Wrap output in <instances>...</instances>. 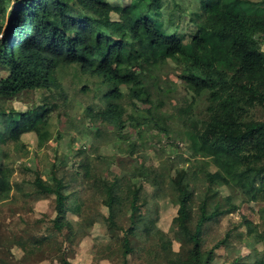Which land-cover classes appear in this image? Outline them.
Segmentation results:
<instances>
[{
  "label": "trees",
  "instance_id": "16d2710c",
  "mask_svg": "<svg viewBox=\"0 0 264 264\" xmlns=\"http://www.w3.org/2000/svg\"><path fill=\"white\" fill-rule=\"evenodd\" d=\"M164 1L0 0V99L53 88L66 93L94 77L98 86L82 84L77 104L96 133L101 127L117 132L127 120L158 131L150 139L157 153L177 140L186 143L188 160L179 153L147 165L131 155L128 176L100 175L95 188L109 225L119 227L114 217L121 208L128 213L116 240L123 264L133 251L165 238L151 216L145 181L153 197L176 205L178 249L156 256L164 264H215L216 249L229 244L232 232L204 248L208 223L246 201L264 211V0H188L170 10ZM167 67L177 71L184 94L171 87ZM64 71L69 86L58 79ZM88 94L90 100H81ZM173 94L177 102L170 113L164 106ZM56 105L42 97L25 111L0 113V143L15 152L0 148V203L10 199V174L4 171H12L10 155L14 159L23 150L21 135L34 132L38 145L45 144ZM161 135L170 143L156 147L154 138ZM82 152L79 172L87 180L93 168ZM62 164L53 163L46 176L29 168L36 193L53 196L59 230L70 227L83 207L58 172ZM243 224L249 253L239 252L230 264H264V218L258 224L244 218Z\"/></svg>",
  "mask_w": 264,
  "mask_h": 264
},
{
  "label": "rangeland",
  "instance_id": "374dc122",
  "mask_svg": "<svg viewBox=\"0 0 264 264\" xmlns=\"http://www.w3.org/2000/svg\"><path fill=\"white\" fill-rule=\"evenodd\" d=\"M119 1L126 4L130 0ZM9 3L12 5L13 1ZM175 3L189 5L188 0H166V10L174 8ZM262 47L264 49V46ZM167 71L171 87L184 94L183 81L177 76V71L169 67ZM68 76L69 73L64 71L59 74L58 79L62 78L69 86ZM97 80L94 77H86L84 82L80 81L79 86L73 88L70 85L66 93L53 88L50 91L21 94L11 100L0 99L2 114L10 110L18 112L30 109L42 97L47 98L49 104H57L49 113L47 128L50 136L45 144L38 145L34 132L24 133L20 137L23 150L12 159L15 153L12 151V145L0 143V148L12 152L8 162L12 171H4L6 174L9 170L10 174V199L0 203V264H61L63 260L72 264H123L124 260L116 240L121 236L118 228H125L128 223V213L125 208H121L114 217L115 222L119 224L118 228L107 223L108 210L102 203V195L95 188L99 176L104 175L108 180L114 175L128 176L125 174L133 167L132 161L129 160L131 155L138 158L139 162L143 157L147 165H159L160 160L168 157L173 159L179 153L189 159L188 146L181 140H177L165 152H155L154 143L150 139L159 134L158 131L148 129L145 125L139 128L135 122L125 120L124 127L117 132L101 127L98 128L100 132L96 133L92 122L81 118L82 108H79L77 100L81 98L78 88L87 84L89 88L95 89L98 86ZM88 95L81 100H90L91 94ZM176 96L173 94L167 97L164 109L170 113H174L172 106L177 102ZM62 97L66 98L65 102ZM183 103L185 104V101ZM154 140H158L156 147L170 143L162 135ZM21 145H18V148ZM82 151L88 152L87 157L93 168L87 180L82 179L79 172V163L84 158ZM60 160H63V164L58 172L62 173L65 181L69 182L74 190H77L83 200V207L81 214L74 217L70 227L65 226L59 230L53 225V196L36 193L34 175L29 168H35L46 176L52 164ZM182 165L187 164L184 162ZM143 186L149 198L151 216L158 230L164 232L162 237L165 238L155 240L153 245L147 243L142 249L133 251L127 256L126 264H164L156 256L157 252L178 249L172 230L176 205L169 198L153 197V188L146 181ZM259 208L258 203L246 201L234 212L208 223L203 232L204 248L212 247L224 238L227 231L232 232L229 244L216 249L215 264H230L239 252L249 253L248 244L251 240L246 235L247 228L243 220L245 218L253 223H260L261 218H264V211H259ZM143 212L146 213L144 210ZM21 241H24L25 246L19 245L18 242ZM23 247L26 249H22ZM258 247L262 245L258 244Z\"/></svg>",
  "mask_w": 264,
  "mask_h": 264
}]
</instances>
